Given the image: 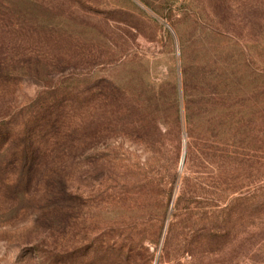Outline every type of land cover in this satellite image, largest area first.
<instances>
[{
  "label": "rangeland",
  "instance_id": "374dc122",
  "mask_svg": "<svg viewBox=\"0 0 264 264\" xmlns=\"http://www.w3.org/2000/svg\"><path fill=\"white\" fill-rule=\"evenodd\" d=\"M61 81L67 155L0 180V264H264V0H0V118Z\"/></svg>",
  "mask_w": 264,
  "mask_h": 264
},
{
  "label": "trees",
  "instance_id": "16d2710c",
  "mask_svg": "<svg viewBox=\"0 0 264 264\" xmlns=\"http://www.w3.org/2000/svg\"><path fill=\"white\" fill-rule=\"evenodd\" d=\"M4 76L9 85L13 84L14 74ZM64 82L47 84L36 99L10 109L0 118L1 181L11 178L28 184L38 175H44L43 166L49 158L67 155L65 147L61 146L71 138L70 111L77 105L74 101L82 97L83 91H77L68 83L63 85ZM51 173L50 170L44 177H52ZM54 192L55 189L48 184L47 205L52 210L61 211L65 206L59 203L60 198H54Z\"/></svg>",
  "mask_w": 264,
  "mask_h": 264
}]
</instances>
